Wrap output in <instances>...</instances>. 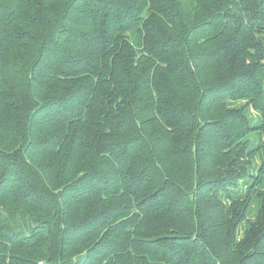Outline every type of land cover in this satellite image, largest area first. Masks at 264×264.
I'll list each match as a JSON object with an SVG mask.
<instances>
[{"label": "trees", "instance_id": "1", "mask_svg": "<svg viewBox=\"0 0 264 264\" xmlns=\"http://www.w3.org/2000/svg\"><path fill=\"white\" fill-rule=\"evenodd\" d=\"M0 264H264V0H0Z\"/></svg>", "mask_w": 264, "mask_h": 264}, {"label": "rangeland", "instance_id": "2", "mask_svg": "<svg viewBox=\"0 0 264 264\" xmlns=\"http://www.w3.org/2000/svg\"><path fill=\"white\" fill-rule=\"evenodd\" d=\"M251 114L252 116H258V112H255L253 109L251 110ZM252 143V141H250ZM256 143V142H255ZM246 180H249V178H246ZM243 180L242 179H237V180H234V181H230L229 182V189L230 187L235 191V189H241L242 186H243ZM217 189L218 190H221V188L219 186H217ZM227 194V192L223 193V194H219L218 196L220 197L221 200H223V197Z\"/></svg>", "mask_w": 264, "mask_h": 264}]
</instances>
